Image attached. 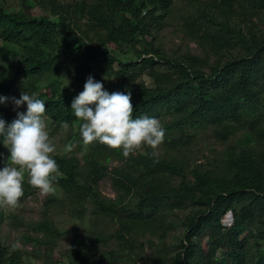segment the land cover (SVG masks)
<instances>
[{"label": "trees", "instance_id": "obj_1", "mask_svg": "<svg viewBox=\"0 0 264 264\" xmlns=\"http://www.w3.org/2000/svg\"><path fill=\"white\" fill-rule=\"evenodd\" d=\"M24 2L20 11L0 5V57H17L14 71L0 66V94L22 77L34 91L41 75L64 66L88 75L89 65L103 56L119 78L106 89L131 90L133 116L157 117L172 144L207 128L220 140L250 132L241 148L227 147L210 168L188 170L180 158L156 157L151 151L124 157L120 149L98 141L90 143L83 163L76 156L54 155L60 173L55 186L73 214H82L89 202L95 215L115 225L66 250L68 263L89 264L98 248L110 264H135L145 243L155 245L152 237L165 240L182 226L173 250L164 242L156 246L154 264H264V33L242 32L234 23L240 15L264 17V0H195L196 14L184 27L202 55L177 57L152 46L174 0H79L70 12L59 0ZM33 6L44 13L31 14ZM139 43L146 56L139 54L137 60H116L103 49ZM144 73L150 85L140 79ZM74 96L55 90L39 96L52 125L67 121L71 127L78 120L71 110ZM0 115L14 118L6 109ZM113 157L124 161L111 170L114 198L98 188ZM23 187L26 197L33 186L24 180ZM227 211L229 226L221 221ZM28 226L36 235H26L27 241L48 249L56 244L60 232L46 215ZM23 255L0 242V264H20Z\"/></svg>", "mask_w": 264, "mask_h": 264}, {"label": "rangeland", "instance_id": "obj_2", "mask_svg": "<svg viewBox=\"0 0 264 264\" xmlns=\"http://www.w3.org/2000/svg\"><path fill=\"white\" fill-rule=\"evenodd\" d=\"M59 1L70 12L79 0ZM0 5L7 10L17 11L24 9L26 6L24 0H0ZM198 6L199 3L196 4L195 0H174V5L169 15L166 16L164 27L156 34L152 41V46L154 48L159 47L164 56L167 57H177L180 54L188 52L202 55L198 44L186 35L184 27V22L188 17H192L193 19ZM30 13L36 15L44 13V10L42 11L40 6H33L30 8ZM234 19L235 25L242 32L264 33V17L240 15ZM82 21L84 22L85 20L82 19ZM103 49L108 50L113 58L121 61L137 60L140 56H146V54H143L142 43L136 44L135 47L123 44L112 45ZM139 54L141 55L139 56ZM149 55L156 58V55L153 53ZM16 60L17 57H0V66L12 72L14 71ZM107 62V58L103 56L97 57L89 65V74L85 76L76 73L72 68L67 66L62 67L60 71L52 75L44 73L41 75L40 81L35 85L34 91L29 89L25 78H18L11 84L4 95L19 97L22 91H28L29 93H35L39 97L45 93H51L52 90H55L56 94L63 93L69 95L75 93L77 95L83 90L85 80L90 74L95 79L102 80L105 88H110L119 82V78L115 75L114 71L109 69ZM113 66L115 68V63ZM140 79L148 85L151 83V78L145 73L140 76ZM0 109L8 110L14 117L16 115L11 102L0 105ZM20 110H26V105L22 106ZM4 118L9 122L12 120L9 116ZM46 124L50 139L56 145L53 155L76 156L80 163H83V155L90 144H85L79 134V126L81 124L79 118L67 130L63 127H55L56 125H52L47 119ZM249 133L248 129H244L237 131L226 140H220L216 137L212 128H207L191 133L190 137L177 144L167 141L170 137L165 134L163 142L155 149L148 145H142L131 154H144L151 151L156 157L167 158L173 155L180 158L184 163L188 164V170L196 166L210 168L217 161L221 152L227 147L235 146L236 148H241L245 136ZM0 148V153H5V162L10 163V157L7 156L8 149L3 144V141H0ZM122 163L124 161H120L114 157L106 163L107 170L98 182V188L102 195L112 198L116 197L117 190L112 185L111 170L114 166H120ZM178 179L179 177L176 176L174 181H178ZM25 180L28 182L27 172H25ZM55 188L54 193L44 194L39 189L32 187L31 193L26 197L20 198L17 205L0 207V242L9 249L17 247L24 252L20 264H69L64 257L66 250H76L85 236L91 235L97 230H104L108 233L115 227L112 222L107 221L104 217L95 215L93 207L89 202L84 204L82 214H73L66 195L56 186ZM188 211L189 209L177 214L183 217ZM43 215H46L60 232L56 244L49 249L44 248V246L35 245L33 242L27 241L25 237L26 235H36L28 226V223L36 222ZM221 221L223 225L229 226L232 223L231 212L227 211ZM182 230V226L176 227L165 240H157L155 237H152L151 239L155 245L150 247L145 243L142 256L135 264H154L153 258L157 256L156 252L158 250L156 246L159 248L162 242H164V246L168 250H173V245L179 241ZM248 239L251 241L252 237H248ZM99 251L100 249H95L97 255H94L89 264H110L99 256ZM214 262L218 261L214 260Z\"/></svg>", "mask_w": 264, "mask_h": 264}, {"label": "clouds", "instance_id": "obj_3", "mask_svg": "<svg viewBox=\"0 0 264 264\" xmlns=\"http://www.w3.org/2000/svg\"><path fill=\"white\" fill-rule=\"evenodd\" d=\"M11 102L15 117L9 122L0 115V138L8 149L0 153V207L15 206L24 196L25 172L28 183L44 194L54 193L59 165L53 153L45 119V101L35 93L22 91L19 97L0 94V105ZM26 105V110H20ZM71 110L79 118V134L85 144L100 142L117 148L127 157L142 145L156 148L166 129L154 116H133L131 90L109 92L102 80L91 74L83 90L71 101ZM69 128L67 121L62 122Z\"/></svg>", "mask_w": 264, "mask_h": 264}]
</instances>
